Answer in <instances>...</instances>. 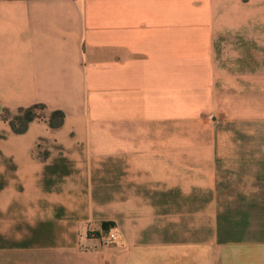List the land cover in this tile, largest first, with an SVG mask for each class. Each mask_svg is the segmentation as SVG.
<instances>
[{
  "label": "crops",
  "instance_id": "crops-1",
  "mask_svg": "<svg viewBox=\"0 0 264 264\" xmlns=\"http://www.w3.org/2000/svg\"><path fill=\"white\" fill-rule=\"evenodd\" d=\"M0 264H264V0H0Z\"/></svg>",
  "mask_w": 264,
  "mask_h": 264
},
{
  "label": "trees",
  "instance_id": "trees-1",
  "mask_svg": "<svg viewBox=\"0 0 264 264\" xmlns=\"http://www.w3.org/2000/svg\"><path fill=\"white\" fill-rule=\"evenodd\" d=\"M42 109L46 110V108L42 105L34 106L28 109H19L18 116L13 119L8 117H4L3 119L8 122L16 134H23L27 131L28 126L30 123L37 119H41V117L37 116L34 113V110ZM10 111L6 110L5 113H9ZM65 120V114L61 111H56L52 113L51 117L49 118V124L53 128H58L63 125ZM103 228L107 230L109 228L108 224H104Z\"/></svg>",
  "mask_w": 264,
  "mask_h": 264
},
{
  "label": "built area",
  "instance_id": "built-area-1",
  "mask_svg": "<svg viewBox=\"0 0 264 264\" xmlns=\"http://www.w3.org/2000/svg\"><path fill=\"white\" fill-rule=\"evenodd\" d=\"M120 241V237L116 232L109 231L102 237L103 245L106 247H111L117 245Z\"/></svg>",
  "mask_w": 264,
  "mask_h": 264
},
{
  "label": "rangeland",
  "instance_id": "rangeland-1",
  "mask_svg": "<svg viewBox=\"0 0 264 264\" xmlns=\"http://www.w3.org/2000/svg\"><path fill=\"white\" fill-rule=\"evenodd\" d=\"M34 113L41 118H46L49 115V113L46 110H42V109L34 110ZM16 116H18V111L17 112H9V113L4 112L2 115L3 118L8 117L10 119L15 118Z\"/></svg>",
  "mask_w": 264,
  "mask_h": 264
}]
</instances>
